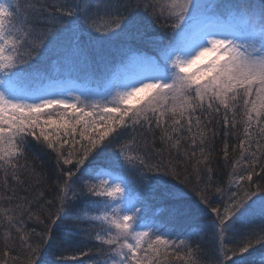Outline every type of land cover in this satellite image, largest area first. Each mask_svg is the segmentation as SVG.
<instances>
[{"label":"snow or ice","instance_id":"1","mask_svg":"<svg viewBox=\"0 0 264 264\" xmlns=\"http://www.w3.org/2000/svg\"><path fill=\"white\" fill-rule=\"evenodd\" d=\"M115 42L100 99L44 83L49 60L106 68ZM262 182L264 0H0V264H67L65 244L76 264H201L209 213L205 264H264Z\"/></svg>","mask_w":264,"mask_h":264},{"label":"trees","instance_id":"2","mask_svg":"<svg viewBox=\"0 0 264 264\" xmlns=\"http://www.w3.org/2000/svg\"><path fill=\"white\" fill-rule=\"evenodd\" d=\"M203 2H206V1H203ZM257 2H258V0H257ZM157 31L160 35H163L164 29L158 28ZM120 47H121L120 42H115L112 45V49H111V52L113 54L110 55L107 52L105 53L106 55L109 56V61H110L106 68H98L95 65V63H93L92 66H89V67H82V66H77V67L76 66H69V67L74 71L73 73L76 72L77 74H85V75H89V77L92 76V77H90L92 79V80H90V83H96L97 86L100 87V85L103 83L102 80L107 79L111 74L114 76L118 75V73H119V62L123 63V61L118 55H114V53H115V50L120 48ZM148 54H150V53H148ZM54 64H56V63H53L52 60H49L48 65L44 71L51 69ZM45 74H46V72H45ZM102 86H104V84ZM101 95L102 94L100 93V97H101ZM233 142H235V141H233ZM217 146L218 147L221 146V141L219 139L217 140ZM109 151H111V150H109ZM33 154L36 157L35 164H36L37 168H43L45 171L51 172V170L53 169V167L55 165V155L54 154L49 155L46 152H41L38 147L33 149ZM226 172H227L226 169L220 168L216 172V174L214 176V180L217 182H223L226 184V182H227ZM129 180H130V183H129L130 194H131V196L135 197L138 194L137 193V184L131 183V180H132L131 176L129 177ZM262 183H264V182H262ZM186 191L189 192V198L191 200L196 199L195 194L193 192H191L188 189H186ZM150 203L155 204V202H152V201H150ZM218 203H220V198L215 197L213 200V204H218ZM77 207H78V205H77ZM163 212H164L163 206H153L149 209H146L147 214L145 216L144 223L147 225H150V226L154 225L157 227H161L162 231H164L166 228L168 231H172L171 226L166 225V223L164 221V218L162 215ZM211 220H212V216L210 213L206 216L199 217L198 222L201 225H207L208 229L194 235V237H193L194 242L195 241H202V247H203L205 253H207V255L200 257L201 264H205V261L208 258H210V255H211L212 246L209 243L210 238H211V232H210ZM71 222H72L71 219H69L68 221L65 222V225L71 224ZM262 222H264V218H261L257 215V216L249 218V221L246 223V227H253V226L261 224ZM30 226H35V225H30ZM40 227H42V226L37 227L38 231L40 230ZM54 231L56 232L58 239H67L68 238V232H67L66 227H61V228L55 229ZM230 239H233V243L229 244L228 246L233 247L234 243H235V238H230ZM89 246H91V244ZM193 246H195V243L193 244ZM64 248H66L67 251H64L62 254L66 258L67 264H76V262L73 259H71L73 253L75 252L76 245L75 244H65ZM261 253H264V249L257 247V249L253 252V256L258 258ZM77 255H78V253H77ZM55 258L56 257L54 256V254L52 252L48 253L47 259L52 260ZM173 262H174V257L162 256L160 264H173Z\"/></svg>","mask_w":264,"mask_h":264},{"label":"rangeland","instance_id":"3","mask_svg":"<svg viewBox=\"0 0 264 264\" xmlns=\"http://www.w3.org/2000/svg\"><path fill=\"white\" fill-rule=\"evenodd\" d=\"M203 1L206 0H201V2ZM124 71V64L119 62V73L116 76H122ZM45 72L46 79L44 83H53L58 92L68 95L70 99L81 95V93L88 94L91 92L103 94L114 77V75L111 74L107 79L102 80L103 83L98 87L96 83H90V80H92L90 77L92 76L89 77V75L77 74L76 72L73 73L74 71L69 66L54 64L51 69ZM103 84L104 86H102ZM81 98L83 99L84 97L82 96ZM100 98V95L91 96V99Z\"/></svg>","mask_w":264,"mask_h":264}]
</instances>
